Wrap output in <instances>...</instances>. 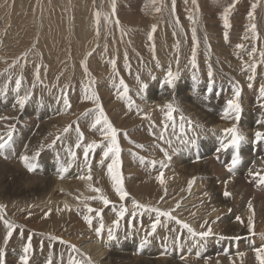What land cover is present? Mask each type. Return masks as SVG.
I'll use <instances>...</instances> for the list:
<instances>
[{
	"label": "rangeland",
	"instance_id": "1",
	"mask_svg": "<svg viewBox=\"0 0 264 264\" xmlns=\"http://www.w3.org/2000/svg\"><path fill=\"white\" fill-rule=\"evenodd\" d=\"M233 2L234 0H198L199 13L197 16L199 23L197 25V33L201 42L197 51V63L199 66L197 70L192 68L190 63L193 42L191 39V23L187 17L192 13L193 9L191 0H188L187 4H185L184 0H176L175 15L180 18L181 24L183 25V32H181L180 28L174 24L172 0H157V6L161 7L160 12L154 10L150 0H116V16L120 20V25L117 26L115 23L109 25L102 18L99 41H97L95 35L94 12L96 10H101L103 13H110L111 0H0V58H2L0 59V72H4V76H0V88L7 83L9 72L12 76V83L8 85L7 95L0 94V97H6L7 100L8 97H10V99H14L13 103H15L16 93L13 91L15 79L21 74V65H24L22 74L25 79L20 94L23 95L25 90H31L34 94L24 109L21 110L23 111V113L21 112V116L26 110L29 111L31 107L40 106L41 108H46L48 111H43V109H40L39 112L37 111L38 118L34 119V126H38L37 123H39V118L41 116H47L51 120L53 119L52 126L49 128L45 136L41 138L42 144L45 146L50 144L55 136L60 134L69 124L73 125V129H75L77 124L79 125L81 131L84 132L86 138L85 143L93 140L99 141L101 139L99 132L90 128L91 118L81 116V113L93 107L90 102L83 101V86L86 78L81 67V61L85 59L86 54L89 51L95 49L93 55L87 59L88 67L96 80V90L100 95L104 109L110 120L118 129L128 133V138H125L123 135L120 137V144L123 150L121 153L123 161L122 170L125 176L126 189L130 193L129 200L124 203L127 204L129 211H131V198H135L141 203L159 206L162 209L173 208L176 202L180 201L181 207L174 214L190 223L197 231H202L204 229L200 226L205 219L211 223V221L215 220L216 217H221V215L218 214L219 210L214 211L217 204L213 205L210 200H208L210 199V194L208 197L204 196L205 192H209L211 180L205 179V175H195L194 177H198L196 183L199 181L201 182H199L201 189L195 188V183L189 193L187 184L193 177H182V173L178 170L179 167L176 163L181 164L180 162L183 156L182 150H187L191 147L188 145H181L177 139L178 136L182 135L179 128L180 113L182 112L185 117L189 116L188 118L194 122V127L197 125L199 126L196 127V135L199 137V143L205 140V135H207L208 138L210 137V133L203 131L201 127H204L207 130L212 129V127L203 125L198 119H192L193 111L186 110L184 108L185 105L182 103L181 99H179L183 97L182 91L185 89L188 90V92L191 93L189 94L191 100L193 99V101L197 102L203 110L209 111L213 108V110L218 112L224 107V103L232 98L233 86L238 82L243 88L241 95V98L243 97V112L238 127L246 138L250 139H246L244 144L253 145L255 130L258 126L261 127L260 129L264 128L256 123L259 120L258 118L264 116V108L261 109L260 107V103H264V101L259 100L258 94L260 84L264 83V64L257 68L256 79L253 82V87L251 89L247 86L249 83L247 77L250 72L242 70L245 62H252V58L248 55V52L253 46H256L258 49H264V0H260V6L256 10L255 22L261 36L260 41H253L251 38L247 40L243 39L249 24L248 12L251 10V5L255 3L256 0H239V2L236 3L235 8L230 15L232 27L229 30V40L226 41L224 39L223 33L225 29L223 28L222 13ZM115 18L116 17H113V20H115ZM152 25L157 26V31L155 33V58H158L160 61L161 67L159 68L156 66V59L151 50L152 41L148 39ZM121 27L123 28L124 33H126L123 36L121 34ZM248 35L251 37V33H248ZM205 36H207V42L211 45V63L215 79V85L211 94L206 91L208 85L207 65L209 51L204 40ZM177 41L180 42V51L178 53L179 69H177L175 62L177 56L175 45ZM241 43L245 45L244 49H238L236 47L237 44ZM97 44H99L98 47ZM33 45H35V47H33ZM105 46H107L106 53L104 51ZM26 51L29 52L27 63L25 64L24 60H21L15 68H11L8 72H5V69H8V66L12 61L21 57ZM125 52L127 53L128 61L131 64V74L124 67ZM117 57L119 76L124 78L125 83L130 89L129 95L132 96L135 103L139 105L145 113L150 114L152 121H154L156 125L155 128L152 129V132L156 133V135H153L152 132L149 131L151 126L150 121L141 118L143 113L138 115L135 107L129 111L125 101L117 99L116 88L112 83V68L111 65L107 63L109 59H116ZM5 61H7V63H5ZM256 61H259L258 52L256 55ZM41 63L46 66L40 70V77L43 84H37V86L32 89L36 66ZM170 64L174 72L177 70L180 72V77L175 89V96L173 95L172 90L166 86L161 89L163 77ZM61 72H63V75H60ZM137 73H139L141 79L149 85L144 99H141L136 95V92L139 89V85L135 79ZM149 73L154 75L156 79H151ZM193 73L197 74V81L192 79ZM57 76H60L59 81H57ZM118 84L119 77L116 78V85L118 86ZM65 86H68L67 92L72 104V107L68 112L64 111L62 101L57 103L60 89L65 88ZM153 91L157 92L156 95L163 93L167 99L161 100L163 103L154 100L151 97ZM41 98L44 102L42 105L40 103ZM169 101H172L178 106L179 110H181L175 114V131H173L172 127H169L164 133L166 139L172 141L171 146L165 144L164 141L157 139L159 133L163 131L164 121V114L160 111L159 106L164 105ZM8 105L6 101L5 106ZM7 110L8 108L6 111ZM244 114L250 115V119L247 123H245ZM29 120L32 121L31 119ZM4 121L5 122L2 123V120H0V124H5V129H0V132H6V125L15 124L16 131L14 134V142L17 147L16 153H18L19 156L23 155L25 149H29V144H31L35 138L33 135L29 134L30 128H28V132H24L21 130L22 124L20 122L21 125L14 119ZM30 121L29 125L32 123ZM231 125L232 121L226 120V125L223 128H220L219 132L216 134V138L220 137L224 128L230 127ZM246 127L247 130L243 132ZM50 133L51 135H49ZM187 135L191 138L192 132L188 130ZM129 138L136 143L145 145V148H136L133 144L128 142ZM29 139L30 141H28ZM76 139L77 134L72 130L62 136L61 141H57L54 146L56 147V155L59 154L56 156L54 169L57 168L56 165L59 166L58 160L68 167V171L63 174V182L68 191L65 190L67 197L65 196L64 199L69 201L68 205H71V211L66 212V210H64L65 204L63 201L61 203L50 202V205H47L48 197L44 198L38 193L32 191L37 190V187L43 184L44 178L42 179L39 167L36 173L34 172L31 174V178L23 182L24 187L27 188L30 195L28 194L26 197H14L10 202L0 200V204H6L4 218L20 225L24 233L23 239L18 235L20 229H17V232L13 234V237L6 248V264H20L19 257L23 254V246L27 243V238L30 235L32 236L31 243L33 253L29 264H47L50 253L52 255V264H61V253H63L62 264H68L70 254L68 246L61 244L59 241H51L50 236L62 237L64 240L69 241L72 244L75 243L71 240L77 238L75 241L76 244L78 242L77 247H79L84 253L86 252V254L92 258L94 264H105V258L112 253H116L117 257H115V259L120 260L118 254H123L122 252L124 251H126V254L129 253L131 255L129 259L141 258V260H145L150 258L151 260H164V262L174 261L175 259V261L183 264H233V261H235V264H240L241 259H236L239 257V249L244 252L250 251V254H253L250 260L243 261V264H258V262H254L255 253L253 248L259 247L264 243V235L259 236V234H264V223L262 221H259V223L255 222V236H252L250 233L239 236L240 238L247 237L249 240L244 239L237 242L238 246L240 245L238 249L236 248L237 243H235V247H233L235 249L228 248V246L233 244H231V240L229 241L227 239V233L225 232L224 227H220L222 226L220 223L222 220L219 219L220 221L217 220V222L211 224L214 235L208 237L204 241H200V244H203L202 248L200 247V244H197L192 239L188 238L186 230L180 240H175L177 232L170 231V229L177 228V226L175 224H169L168 228H158L156 235L149 237L151 242L145 245L143 250H140L141 241L146 235V230L150 228L151 220L149 219V215L145 213L135 221H130L129 217L126 216L125 219L121 221L120 229L116 232L117 240L108 242L107 228L111 227L112 222L116 219V214L110 210L111 206H109V208H105L103 211V221L105 224L103 238L98 237L95 234L94 229L99 226V218L94 219L92 228H89L83 217L84 215L95 216V213L89 214L84 207V203L75 199L76 196L81 194L85 197L94 195V193H91L87 189L86 182H82V180L78 179L79 175L84 174L82 165V148L75 149L77 159L74 163L71 162V157H69L65 151L69 146L74 148ZM19 144L20 146H18ZM26 144L27 148L25 147ZM254 144L255 151L253 150L242 156V163L238 166L234 176L235 178L233 177L227 184V190L233 193L232 198H230L232 206L229 209H231V211L228 212L230 215L233 214L235 210V213L233 214L235 217L234 221L236 222V225H239L241 231L239 229L238 231L240 232L244 231L247 226V221H245L246 219L244 218L242 219L244 223L238 221L237 224L235 214L240 206L248 210L247 204L249 201L253 202V200L260 198L264 202V186H257L256 181L246 173L249 169H252L251 171L264 169V160L261 159V157L264 156V150H262L264 149V143L257 145L256 143ZM22 145L23 147H21ZM156 145L167 148L169 154L172 156L168 167L164 169V178L167 187L166 196H164L163 187L155 179L160 171L159 165H157L155 169H152L150 166H143L131 154L133 152L138 153L141 156L147 157L149 160L155 159L159 161L164 159L163 153L160 151L159 147H156ZM49 149L50 148L48 147H44L41 151L42 153L38 158V164L42 160L47 159L46 151ZM173 149H176L177 151H173ZM242 150L243 148L241 146V153ZM230 151L232 153L231 149L225 153L229 154ZM195 152L196 151L194 150L192 153L195 154ZM255 152L257 153L255 154ZM101 156V149H96L95 153L92 155L93 182L96 186L102 187L104 192L117 204L118 207L121 201H119V198L112 190L111 182L106 174V168L101 167L98 164ZM19 159L20 157H17L16 155L14 158L7 159H5L4 156H0L1 164H6L11 169L15 168L17 171V173L14 174L13 169L9 174L10 177L8 175L9 179H11L9 182L12 181V177L13 179L17 178V174L21 173L23 170L28 173V170L23 167L24 165ZM230 159L231 156L228 157V160L226 159L219 163L212 161L213 164L215 163V165H217L216 167L223 168V170L222 168L220 169V171L222 170L221 172L212 177L214 180L212 182L216 181L218 187L221 185L223 186L221 189L217 188V191H220L222 195L225 188L224 181L230 176L225 168V164L229 163ZM183 160H186V162L190 161L193 164L197 162L199 163V160L197 161L193 154L188 157V159ZM37 174L40 175L38 176ZM68 176H73V178L67 180L66 177ZM237 178L239 179L236 181ZM15 180L14 182L17 183V180ZM240 180H242L241 185L243 186H239L238 182ZM240 187H242V189L238 191V188ZM53 189L59 191V194L64 191L63 189L58 188L57 184L53 186ZM243 189L245 190L243 191ZM161 196H164L163 200L160 199ZM87 203L93 208L103 207L99 201H87ZM239 203L240 205H238ZM235 207H237V209H235ZM49 212L50 215L46 216V213ZM193 213H195V215H193ZM216 214L218 215L216 216ZM57 215L58 221L54 219ZM247 216L248 215H246L245 218H247ZM141 224L143 225L142 227ZM0 231V239L3 241L7 229L2 220H0ZM177 231H179L178 228ZM221 237L224 238L222 239ZM2 241H0V246H3ZM215 242H217V245ZM81 243L83 244L81 245ZM96 243L99 244L100 247L103 246L105 251L107 250V254L104 256L103 260H99L97 259L98 256H95L97 255L94 250ZM242 244L245 246H241ZM88 245L94 246L92 247L93 249L88 250L89 253L84 250ZM210 245H213L214 248H210ZM131 247L133 250H131ZM222 247H224V249ZM204 248H207L208 252L205 254L207 255L206 258L201 260V250ZM91 252L93 253L91 254ZM197 252H200L199 257L196 255ZM153 253H155V258L152 256ZM71 255L77 259L80 258L77 253H71ZM182 257H184V259H182ZM124 259L125 257H122V260ZM125 261L126 259L124 262Z\"/></svg>",
	"mask_w": 264,
	"mask_h": 264
},
{
	"label": "snow or ice",
	"instance_id": "2",
	"mask_svg": "<svg viewBox=\"0 0 264 264\" xmlns=\"http://www.w3.org/2000/svg\"><path fill=\"white\" fill-rule=\"evenodd\" d=\"M152 6L154 7V10L156 12L161 11V7L157 6V0H150ZM185 4L188 3V0H184ZM239 0H234V2L227 7L224 12L222 13V20H223V28L225 29L223 36L226 41L229 40V30L231 29L232 25L230 22V15L232 13V10L235 8L236 3H238ZM191 4L193 6L192 13L188 15V20L191 23V39L193 42V48H192V56H191V66L194 69L198 70V63H197V51L200 46V37L197 33V25L199 23L197 14L199 13V4L198 0H191ZM260 6V0H256L255 3L251 5V10L248 12V19L249 24L247 27V32L245 33L243 39L247 40L251 38L253 41H260L261 36L257 28L256 24V10ZM116 9L117 4L116 0H111V12L110 13H103L101 10H96L94 12V18H95V35L97 41H99L100 38V24L101 19L111 25L115 23L117 26L120 25V20L116 16ZM176 11V0H172V13L174 15V24L180 28V31L183 32V25L181 24L180 18L175 15ZM113 17H116L115 20H113ZM157 31V26L152 25L151 32L148 35V39L152 41L151 44V50L153 52L154 58H155V33ZM248 33H251V37H249ZM121 34L122 36L125 35L123 28L121 27ZM175 34V33H174ZM205 43L207 45L208 51H209V58H208V85L206 91L211 94L213 92V88L215 85V79H214V70L211 63V45L207 42V36L204 38ZM99 44H97V47ZM35 47V45H33ZM176 65L177 69H179V51H180V42H176ZM236 47L238 49H244V44H237ZM30 51V50H29ZM95 49L89 51L86 54L85 59L81 61V67L83 69V73L85 75V82L83 86V101L90 102L93 107L90 109L85 110V112L81 113L82 117L91 118V124L90 128L94 131L99 132L101 139L99 141L93 140L91 142L85 143V135L84 132L81 131L79 125L77 124L75 129H73V125L69 124L67 125L60 134L56 135L55 138L52 140V142L48 145L40 144L37 146V148L33 151L31 155L28 154V150L25 149V153L20 156V160L22 161L24 167L29 172H36L39 164H38V158L41 154V151L44 149V147L52 148L55 146L57 141H61L62 136L66 135L70 131L74 130L77 134L76 143L74 145V148L69 146L65 149L68 156L71 157V162L74 163L77 159V153L75 149H81L83 150V172L84 174H81L78 176V179L85 181L87 185V189L94 193V195L91 196H83L78 195L75 197L77 201H81L84 203V207L87 209V212L89 214L95 213V216L93 215H84L83 219L87 226L89 228H92L93 226V220L96 218H99V226L94 229L95 234L103 238V234L105 232V224L103 221V211L105 208H109L111 206L110 210L113 211L116 214V219L112 222V226L107 228V239L108 242L116 241L117 236L116 232L121 227V221L125 219V217H129L130 221L137 220L138 217H142L145 213L149 215V219L151 220L150 228L146 230V235L141 241L140 244V250H143L144 246L149 244L151 241L149 240L150 236H155L157 233L158 228H168L169 224H175L179 231H177V228H172L170 231L177 232V235L175 237V240H180L181 237L184 235V231L186 230L188 234V238L192 239L197 244H200V241L206 240L208 237L214 235L211 224H214L217 220L220 219V217H216L215 220L211 221V223L205 219L203 224H201V228L204 229L202 231H197L190 223L187 221L181 219L178 215H175L174 213L181 207V202L177 201L175 206L173 208L169 209H162L159 206L141 203L140 201L136 200L135 198H131V211H129V208L125 201H128L130 198V193L126 189L125 186V176L123 173V161L121 158L122 148L120 144V137L123 135L125 138H128V133L126 131H123L121 129H118L113 122L110 120L108 114L106 113L102 100L100 98V95L98 91L96 90V80L93 77L89 67H88V57L92 56ZM105 53L107 52V46H105L104 49ZM257 52L259 54V61H256V55ZM29 55V52L26 51L22 54L21 57H18L17 59L13 60L12 63L8 66V69H5V72H8L9 69L15 68L17 64L20 63L21 60H24L25 64L27 63V57ZM248 55L252 58L251 63H244V66L242 68L243 71H248L250 74L247 77L248 88L251 89L253 87V82L256 79V73L257 68L260 67V65L264 64V49H258L256 46H253L251 50L248 52ZM2 59V58H0ZM117 59H109L107 61L108 64L111 65L112 68V83L113 86L116 88L117 92V99L125 101L127 108L129 111H131L134 107L137 111V114L142 115V119H146L150 121V128L149 131L152 132V129L155 128V122L152 121L150 114L145 113L143 109L139 107L135 103V101L132 99V96L129 95L130 89L128 85L125 83V80L122 76H119V69L117 68ZM156 59V66L159 68L161 67L160 61L158 58ZM7 63V61H5ZM24 65H21V74L15 79V86L13 88V91L16 93V105L19 106V108L22 110L26 106V104L31 100L32 95L34 94L31 90H27L24 92L23 95H21V88L23 81L25 77L22 74ZM46 66L42 63L36 66L35 73H34V83L32 84V89H34L37 84H43V81L40 77V70L41 68H45ZM124 67L129 71L131 74V64L128 61L127 53L125 52L124 56ZM60 75H63V72L60 73ZM151 76V79L155 80L156 77L149 73ZM0 76H4V72H0ZM119 77V84L116 85V78ZM180 72L179 70L173 71L171 64L166 70L165 76L163 77V81L161 84V88H164L165 86L172 90L173 95H175V89L177 86V81L179 80ZM60 76H57V81H59ZM135 79L139 85V89L136 92V95L139 96L141 99L145 98L146 91L149 87L148 83L144 82L140 74L137 73L135 75ZM192 79L194 81L198 80V76L196 73H193ZM12 83V76L9 72L7 83L0 88V94L7 95L8 93V85ZM67 87L60 89V95L57 98V103L63 102V109L65 112L71 109L72 104L68 96ZM243 88L242 86L237 82L233 86V96L232 98L228 99L226 101V106L224 107L222 113H221V119L224 120H230L232 121V125L230 127L224 128L222 130V133L219 137V145L216 148V159L220 160L219 153L221 152H228L230 149L232 150V155L230 162L225 164V168L227 172L230 174L229 178L224 181V191L223 196L225 198H232L233 193L227 190V184L230 182L232 177L235 176L236 171L238 169V166L242 163V155H241V146L246 141V136L242 133L240 128L238 127L239 122L241 120V115L243 112V107L241 103V95H242ZM259 94V100L264 101V83L260 84L258 89ZM41 105L43 104V99L41 98L40 101ZM260 107L264 108V103H260ZM160 111L164 114V121H163V131L159 133L157 136L158 140L164 141L165 144H168L171 146L172 141L170 139H166L164 133L167 131L169 127L173 128V131H175L176 128V113L180 112L177 105H175L172 101H169L168 103L159 106ZM12 119L11 117H0V120H8ZM179 128L181 132V136H178L177 139L179 140V143L181 145H188L194 148H198V140L199 137L196 135V127L193 126L194 122L183 115V113H180L179 116ZM75 123V122H74ZM258 125L264 126V116H262L258 121ZM187 126V130H186ZM7 131L4 133H0V156H4L5 159H7L6 153L12 148V142L13 137L16 131L15 124H8L6 125ZM190 130L192 132V137L189 138L187 135V131ZM153 135H156V133L152 132ZM51 135V133L49 134ZM128 142L133 144L138 149H144L145 145L136 143L135 141L128 139ZM254 143L261 144L264 143V131L257 130L254 134ZM156 147L160 148V151L163 153L164 159H161L159 161L152 159L149 160L145 156H141L138 153H131L136 160L139 161V163L143 166H150L152 169H155L157 165H159L160 171L159 174L155 177V179L158 181V183L163 187L164 189V196L167 195V187H166V180L164 178V169H166L169 165V162L172 159V156L169 154V151L167 148L161 147L160 145H156ZM96 149H101L102 156L98 161V164L101 167L106 168V174L111 182V187L116 196L119 198V201L121 203L117 207V204L113 202L109 196L104 192V189L102 187L96 186V184L93 182L94 177L92 174V155L95 153ZM173 151H177L176 149H173ZM59 155V154H57ZM197 161L200 159L199 155L196 157ZM264 160V157L261 158ZM59 168L58 172L60 173V178H64V173L68 171V167L65 166L64 163L59 162ZM70 166V164H69ZM248 175L256 181L257 186H264V169H260L257 171H249ZM197 177H193L188 181L187 189L189 193L191 192V189L193 185L196 183ZM164 196H161L160 199L163 200ZM205 197L209 196V193H204ZM87 201H99L103 207L101 208H93L91 207ZM5 205L0 204V220L3 221L7 231L5 234V237L2 241V245L0 246V264H6V248L9 243V241L12 239L13 234L17 232V229H20L18 235L21 239L24 238L23 229L20 225H17L7 219L4 218V212H5ZM247 208L249 210V215L247 217V228L249 233L252 236L256 235L255 232V209L251 201L248 202ZM64 210L71 211V206L68 204L64 205ZM215 211V209H214ZM231 211V209H229ZM50 215L49 213H46V216ZM195 215V213H193ZM237 221L240 223H244V221L241 219V217H236ZM143 225L141 224V227ZM264 235V234H262ZM222 239L224 237H221ZM232 239L239 240L240 237H232ZM32 236L30 235L27 238V243L23 246V254L19 257L20 264H29L31 255L33 253V247H32ZM51 241H59L61 244H65L68 246L70 250L68 264H94V261L92 258L87 255L86 253L82 252L77 245L70 243L69 241L64 240L62 237L58 236H50ZM42 246V245H41ZM200 247H203V244H200ZM253 251L255 253V259L258 262V264H264V244H262L259 247H254ZM71 253H77L79 255V259L72 256ZM197 257H199L200 252L196 253ZM239 257L241 258L240 264H243V258L246 255L244 252L238 253ZM61 256V264L63 262V253L60 254ZM184 259V257H182ZM47 264H52V255L50 253ZM233 264H235V261H233Z\"/></svg>",
	"mask_w": 264,
	"mask_h": 264
},
{
	"label": "bare ground",
	"instance_id": "3",
	"mask_svg": "<svg viewBox=\"0 0 264 264\" xmlns=\"http://www.w3.org/2000/svg\"><path fill=\"white\" fill-rule=\"evenodd\" d=\"M75 2V1H74ZM149 2V1H148ZM65 3V2H64ZM56 5V4H55ZM44 7V6H43ZM54 8V7H53ZM15 9V8H14ZM51 10V9H49ZM16 11V9H15ZM34 12V11H33ZM40 12V11H39ZM151 15V14H150ZM65 18V17H64ZM78 21V20H77ZM76 22V21H75ZM85 22V21H84ZM70 30V29H69ZM65 33V32H64ZM75 33V32H74ZM149 33V31H148ZM71 34V33H70ZM66 35V34H65ZM120 36V35H119ZM75 38V37H74ZM136 39V38H135ZM121 58V57H120ZM167 59V58H166ZM121 61V60H120ZM155 63V62H154ZM152 64V63H151ZM168 66V65H167ZM150 68V67H149ZM67 69V68H66ZM155 70V69H154ZM147 71V70H146ZM147 73V72H146ZM99 74V73H98ZM148 75V74H147ZM142 76V75H141ZM34 78V77H33ZM33 80V79H32ZM101 80V79H100ZM191 82V81H190ZM183 87V86H182ZM198 87V86H197ZM181 88V87H180ZM203 88V87H202ZM162 89V88H161ZM160 90V88H159ZM23 91V90H22ZM26 91V90H25ZM228 91V90H227ZM179 92V91H178ZM199 92V91H198ZM204 92V91H203ZM156 91H153L152 94H151V97L156 100V101H161V100H166L167 98L165 97V95L162 93L160 95H156ZM185 93V94H184ZM181 94V93H180ZM182 94H183V97L179 98L181 99L182 103L185 105V109L188 110V111H193V117L192 119H198L200 121V123L202 122L203 125L205 126H211L212 129H206L204 127H201L203 129V131H207L210 133V137L208 138L207 135H205V140L201 143L198 142V145L199 147L194 149V147H189L187 150H182V159H181V164L179 163H176L177 166L179 167V171L182 173V177L183 176H187V177H194L195 175H205V179L207 180H211L210 182V187H209V194H210V202L215 205H216V209L215 210H219L218 214L221 215L220 217V220H222V222H220L222 224V226L220 227H224L225 229V232L227 233V239L230 241H232L231 246H228V248L230 249H235L233 247H235V243L239 242V241H242L244 239H248L247 237H244V238H240L239 240H235V239H232V237H239V236H243L245 234H249V231H248V228L246 226V229L242 232L241 229H239V225H236V222L234 221L235 220V217L233 216V214L235 213V210L233 212V214H230L229 215V208L232 206L231 204V201H230V198H225L222 193L219 191H217V188L221 189V187H223L222 185L220 187L217 186V182H212L214 181L213 180V176H215L217 173L221 172L223 170L220 171L221 168L219 167H216L217 165H215V163L213 164V162H216V163H219V162H222V161H225L226 159L228 160V157H230L232 155L231 151L229 152V154H226L225 152H221L219 153L220 155V160H217L216 159V148L218 147L219 145V138H216V134L219 132L220 128H223L225 125H226V120L224 119H221V113L224 109V107L226 106V103H224V107L220 110V111H215L213 110V108H211V110L209 111H206V110H203L198 104L197 102L193 101V99L191 100V98L189 97V93L188 90H183L182 91ZM205 95V94H204ZM231 95V94H230ZM175 96V95H174ZM215 96V95H214ZM227 96V95H226ZM225 96V97H226ZM172 97V96H171ZM111 98V97H110ZM151 98V99H152ZM216 98V97H214ZM243 98V97H242ZM242 98H241V103H242ZM172 99V98H171ZM178 99V100H179ZM196 99V98H195ZM199 99V98H198ZM202 99V98H201ZM200 99V100H201ZM13 100L14 99H10V97H8V100L6 99V97H0V117H11L12 119H14L16 122H20L19 124L22 126L21 127V130L24 131V132H28V128H30L29 130V134L30 135H33L35 138H34V141L29 144L30 147H28V154L31 155L33 153V151L37 148L38 145L42 144V140L41 138L45 136V134L47 133V131L49 130V128L52 126L53 124V119L51 120L49 117L47 116H41L39 118V123L37 127L34 126V119L38 118V114H37V111L39 112L40 109H43V111H48L46 108H41L40 106H35V107H31L28 110H26V112L21 116V112L23 113V111H21V109L19 108L18 105H16V103H13ZM106 100V99H105ZM119 100V99H118ZM150 100V99H149ZM6 101H7V105L8 106H5L6 104ZM244 101V100H243ZM247 101V100H246ZM209 102V101H208ZM224 102V101H223ZM36 103V102H35ZM44 103V102H43ZM161 103H163V101H161ZM199 103V101H198ZM213 103V101H212ZM106 104V103H105ZM258 104V103H257ZM112 105V104H111ZM34 106V104H33ZM154 106V105H153ZM8 108V110L6 111V109ZM58 108V107H57ZM26 109V108H25ZM32 109V111H31ZM51 109V108H50ZM110 109V108H109ZM205 109V108H204ZM245 109V107H244ZM255 109V108H254ZM262 109V108H261ZM57 110V109H56ZM248 110V109H247ZM32 113H31V112ZM181 111V110H180ZM68 112V111H67ZM116 112V111H115ZM186 112V111H185ZM190 112V113H191ZM252 112V111H251ZM46 114H48L47 112H45ZM186 114V113H184ZM257 114V113H255ZM49 115V114H48ZM51 115V114H50ZM251 115V113H250ZM250 115L249 114H244V120H245V123H247V121L250 119ZM260 115V114H259ZM188 116V115H187ZM67 117V116H66ZM189 117V116H188ZM31 119L32 121H30L29 119ZM53 118V117H51ZM55 118V117H54ZM115 118V117H114ZM142 118V117H141ZM132 119V118H131ZM254 119V118H253ZM260 119V118H258ZM21 120V121H20ZM32 122L30 125H29V121ZM38 120V119H37ZM67 121V120H66ZM252 121V120H251ZM250 121V122H251ZM5 121L2 120V123H4ZM60 123V122H59ZM257 123V122H256ZM255 123V124H256ZM254 124V123H253ZM127 125V124H126ZM250 125V124H249ZM258 125V124H257ZM252 126V124H251ZM19 127V128H20ZM248 127V126H247ZM247 127L243 130V132L245 130H247ZM264 127V126H262ZM251 128V127H250ZM257 128V127H256ZM261 127L258 126V128L255 130H261L263 131V129H260ZM0 129L3 130L5 129V124H0ZM253 130V131H254ZM7 131V130H6ZM20 131V129H19ZM1 133V132H0ZM20 133V132H19ZM130 133V132H129ZM251 133V132H250ZM28 135V134H26ZM252 136V135H251ZM23 138V136H22ZM143 138V137H142ZM14 139L15 137H13V142H12V148L6 153L7 157L8 158H14V156L16 155L17 157H20L18 153H16V145H15V142H14ZM247 140H250V139H247ZM27 141V140H26ZM30 141V139L28 140ZM145 141V140H144ZM29 143V142H28ZM249 143V142H247ZM150 145V144H149ZM257 145V144H256ZM20 146V144L18 145ZM255 144L253 143L252 144H243L242 145V153L241 155L243 156L244 154H248L250 152H252L253 150L255 151ZM23 147V145L21 146ZM27 148V144L25 146ZM260 147V146H259ZM261 148V147H260ZM194 150L196 151L195 154L192 153L194 152ZM264 150V149H262ZM19 151V150H18ZM261 151V150H260ZM42 153V152H41ZM257 152H255L256 154ZM193 154L194 157H197V155H199V157L201 158L199 159V163H191L190 161L186 162V160H183V159H188V157H190L191 155ZM46 156H47V159L46 160H42L40 163H39V168L41 170L40 174L42 175V179L44 178L43 180V184L39 187H37V190H32L34 191V193H38L39 195L43 196L44 198H49L48 201H47V205H50V202H55V203H61L63 201L64 204H68L69 201L67 199H64V197L66 196L67 197V193H65L67 190H66V186H65V183L63 182V179L60 178V173L57 172L58 171V167L56 165V169H54V164L56 163V147H52L50 148L48 151H46ZM264 157V156H263ZM247 158V157H246ZM262 158V157H261ZM179 159V158H178ZM2 160V159H1ZM9 160V159H8ZM20 160V159H19ZM248 160V158H247ZM250 160V159H249ZM193 161V160H192ZM196 161V160H195ZM213 161V162H212ZM257 161V160H256ZM178 162V161H177ZM258 162V161H257ZM251 163V162H250ZM21 164V163H20ZM201 164V165H200ZM223 164V163H222ZM257 164V163H256ZM19 165V164H18ZM264 165V163H263ZM20 166V165H19ZM176 166V165H175ZM24 167V166H23ZM22 167V169H23ZM67 167V166H66ZM250 167V166H249ZM132 168V167H131ZM256 168V167H255ZM264 168V167H263ZM14 169V171H13ZM11 169L10 167H8L6 164H1L0 163V200L4 201V202H10L12 200V198H18V197H26L28 194L30 195L29 191L27 190L26 187H24L23 185V182L24 181H27V179L31 178V173H26L24 170L17 174V178L13 179L12 175V181L9 182L11 179H9L10 177V173L11 171H13L14 174L17 173L16 169L13 168ZM26 169V168H25ZM27 170V169H26ZM43 170V171H42ZM252 169H249L248 172H246L247 174L249 173V171H251ZM225 172V171H224ZM36 173V172H35ZM241 173V172H239ZM244 173V172H243ZM39 174V175H40ZM176 174V173H175ZM223 174V173H222ZM9 175V177H8ZM38 175V174H37ZM38 175V176H39ZM237 176V175H236ZM243 176V175H242ZM220 177V176H219ZM240 177V176H239ZM246 177V176H245ZM39 178V177H38ZM67 180H70V178H73V176H68L66 177ZM180 178V177H179ZM198 178V177H197ZM233 178V177H232ZM235 178V177H234ZM249 178V177H248ZM41 179V178H40ZM239 178L236 179V181L238 180ZM14 180L18 183H15ZM249 180V179H248ZM199 181V180H198ZM234 181V180H233ZM232 181V182H233ZM235 181V182H236ZM41 182V181H40ZM66 182V181H65ZM83 182V181H82ZM200 182V181H199ZM197 182L196 183V187L197 189H201V186L200 183ZM135 183V182H134ZM234 183V182H233ZM239 186H243L241 185L242 184V180H240L239 182ZM250 183V182H249ZM58 185V188L60 189H63L64 191L61 192L60 194L58 193L59 191L57 190H54L53 189V186L54 185ZM208 184V183H207ZM235 184V183H234ZM233 184V185H234ZM251 184V183H250ZM68 185V184H67ZM77 185V184H76ZM130 185V184H129ZM133 185V184H132ZM136 185V184H135ZM204 185V184H203ZM229 185H232V184H229ZM109 186V185H108ZM238 186V187H239ZM86 187V186H85ZM136 187V186H135ZM234 187V186H233ZM249 187V186H248ZM68 188V187H67ZM140 188V187H139ZM236 188V187H235ZM244 188V187H243ZM36 189V188H35ZM232 189V188H230ZM242 189V187L238 188V191ZM258 189V188H256ZM66 190V191H65ZM235 190V189H234ZM245 189H243L244 191ZM154 191V190H153ZM197 191V190H196ZM199 191V190H198ZM248 191V189H247ZM258 191V190H257ZM68 192V191H67ZM71 192V191H70ZM203 192V191H202ZM239 194V193H238ZM251 194V193H249ZM255 194V193H254ZM242 195V193H241ZM243 196V195H242ZM246 196H247V193H246ZM257 196V194H256ZM245 197V195H244ZM243 199V198H242ZM252 199V198H251ZM199 200V199H198ZM245 200V199H244ZM44 201V200H43ZM246 201V200H245ZM240 202H241V199H240ZM43 203V202H42ZM71 203V202H70ZM253 206H254V209H255V222H258L259 221H262L264 223V202L262 199H256V200H253L252 202ZM53 205V204H52ZM240 205V203L238 204ZM237 205V206H238ZM6 206V204H5ZM71 206V205H70ZM8 207V206H7ZM58 208V206H57ZM62 208V207H61ZM59 209V208H58ZM235 209H237V207H235ZM233 211V210H232ZM237 211V210H236ZM67 212V210H66ZM216 214V216L218 215ZM249 210H246L244 209L242 206H240V208L238 209L237 213L235 214L236 217L239 216L241 217V219H246L245 221H247V218H245L246 215H249ZM24 215V214H23ZM190 215V214H189ZM192 215V214H191ZM215 216V217H216ZM60 217V215H59ZM214 217V218H215ZM248 217V216H247ZM14 219V218H13ZM23 219V218H22ZM54 219L56 221H58V215L54 217ZM216 219V218H215ZM34 220V219H33ZM218 220V221H220ZM17 221V220H16ZM217 222V221H216ZM57 224V223H56ZM55 224V225H56ZM237 224H238V221H237ZM262 224V223H261ZM46 227V226H45ZM71 227V226H70ZM264 227V225H263ZM2 229V228H1ZM41 229V228H40ZM81 229V228H80ZM238 229L240 231H238ZM222 230V229H221ZM5 231V230H4ZM3 231V232H4ZM1 232V231H0ZM260 233V232H259ZM4 234V233H3ZM262 234H259V236H261ZM1 236V234H0ZM3 236V235H2ZM76 236V235H75ZM3 238V237H2ZM72 238V237H71ZM77 239V238H76ZM76 239H72L71 241L73 243L76 244ZM0 241H2V239H0ZM16 241V240H15ZM220 241V240H219ZM245 242V241H243ZM241 242V243H243ZM1 243V242H0ZM78 244V242H77ZM76 244V245H77ZM83 243H81L82 245ZM215 244L217 245V242H215ZM264 244V243H263ZM94 245V244H93ZM86 246L84 248V250H86L88 253H89V249H93L92 247L94 246ZM128 245V244H127ZM222 245V244H220ZM240 246V245H239ZM238 243H237V249H238ZM241 246H245V245H241ZM129 247V246H128ZM210 248H214L213 245H210ZM224 249V247H222ZM227 248V249H228ZM95 252L97 255L95 256H98L97 259L99 260H103L104 256L107 254V250L105 251L103 246L100 247L99 244H95V248H94ZM93 250V251H94ZM112 250V249H111ZM110 250V252H111ZM128 250V249H127ZM131 250L132 247H131ZM135 250V249H134ZM212 250V249H211ZM92 251V250H91ZM155 251V250H154ZM83 252V251H82ZM119 252V251H118ZM126 251L122 252L123 254L119 253V259L120 260H116L115 257H117V254L116 253H112L110 254L107 258H105L106 262H104L105 264H183V263H180V262H177L175 261H168V262H164V260H151L150 258L148 259H145V260H141L140 259H129L130 258V254H126L125 253ZM150 252V251H148ZM147 252V254H148ZM208 252V249L207 248H204L203 250H201V260H204L206 258ZM240 252H244L243 250L241 251L239 249V253ZM11 253V252H10ZM86 253V252H85ZM93 252H91L92 254ZM125 253V255H124ZM225 253V252H224ZM246 253V255L244 256V259L243 261L245 260H250V258L253 256V254H250V251L248 252H244ZM12 254V253H11ZM135 254V253H134ZM160 254V253H159ZM158 254V255H159ZM192 255V254H191ZM209 255V254H208ZM215 255V253H214ZM16 256V255H15ZM136 256V255H135ZM152 256L155 258V253L152 254ZM122 257H125L126 261L124 262V260H122ZM147 257V256H146ZM188 257V256H187ZM95 258V257H94ZM145 258V257H143ZM169 258V257H168ZM167 258V259H168ZM240 257H237L236 259H239ZM8 259V258H7ZM172 259V258H171ZM241 259V258H240ZM254 259V258H253ZM166 260V259H165ZM10 261V260H9ZM123 261V263H122ZM180 261H183V260H180ZM208 261V259H207ZM213 261V260H212ZM228 261V260H227ZM226 261V262H227ZM233 261V260H232ZM252 261V260H251ZM11 262V261H10ZM38 262V261H37ZM194 262V261H193ZM222 262V261H221ZM255 263L257 262L256 259L254 261ZM186 263V262H185ZM192 263V262H191ZM209 264V263H208Z\"/></svg>",
	"mask_w": 264,
	"mask_h": 264
}]
</instances>
